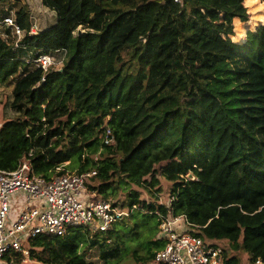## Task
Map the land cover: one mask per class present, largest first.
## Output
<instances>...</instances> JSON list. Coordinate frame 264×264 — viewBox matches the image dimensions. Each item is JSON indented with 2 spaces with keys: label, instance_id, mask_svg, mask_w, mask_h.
Listing matches in <instances>:
<instances>
[{
  "label": "trees",
  "instance_id": "obj_1",
  "mask_svg": "<svg viewBox=\"0 0 264 264\" xmlns=\"http://www.w3.org/2000/svg\"><path fill=\"white\" fill-rule=\"evenodd\" d=\"M179 1L42 0L53 25L17 48L0 37V84L12 87L17 115L0 128V169L28 160L46 179L96 171L89 193H123L137 207L105 233L38 235L30 260L98 264L87 257L97 249L102 264H120L135 244V262L151 264L171 212L222 246L227 264H241L238 251L264 264V0ZM17 14L28 31L29 15ZM9 15L2 8L0 19ZM56 50L67 52L61 71L36 65ZM160 175L172 184L168 207L151 191Z\"/></svg>",
  "mask_w": 264,
  "mask_h": 264
},
{
  "label": "built area",
  "instance_id": "obj_2",
  "mask_svg": "<svg viewBox=\"0 0 264 264\" xmlns=\"http://www.w3.org/2000/svg\"><path fill=\"white\" fill-rule=\"evenodd\" d=\"M17 15L0 19V37L16 48L26 33L42 31L33 16L26 31ZM66 59L65 50H56L40 55L36 65L45 72L61 70ZM104 143H113L111 130H107ZM95 175L96 171L67 173L46 179L33 174L28 160L14 171L0 169V264H7V256L29 258V242L38 235L63 237L74 229L105 233L137 209L115 199L95 198L87 189L88 179ZM190 226L185 216L171 212L163 219L159 239L165 246L157 252L154 264H227L223 247L189 233Z\"/></svg>",
  "mask_w": 264,
  "mask_h": 264
},
{
  "label": "rangeland",
  "instance_id": "obj_3",
  "mask_svg": "<svg viewBox=\"0 0 264 264\" xmlns=\"http://www.w3.org/2000/svg\"><path fill=\"white\" fill-rule=\"evenodd\" d=\"M2 8L6 11H9L11 15L16 16V14L19 11H22L29 15V17H34L33 19L38 22L41 29H45L51 25H53L56 21V15L55 13L49 12V10L43 6L42 0H7L5 3H0V12L2 11ZM249 8V7H248ZM249 13L251 16V24H258L261 20L260 16L261 13L258 11H254V9L249 8ZM246 26L245 24H241L239 21H236V29L237 33L239 35H243L246 32ZM134 41L137 40V38L133 39ZM132 41V40H131ZM12 101V87L7 84H0V128L4 125L5 122H7L10 119L15 118L17 115L16 113L11 109L10 103ZM160 179V186L157 188L161 192L159 193L156 189L152 188V193L156 196V198L159 199V203L165 206H169L170 203V193L172 184L167 182L163 177L158 176ZM133 190H138L142 193V199H146L149 202H156L155 198L151 196L147 190L145 189H139L137 187H132ZM121 198H118L117 201L128 203L127 198L125 194H120ZM153 222V221H149ZM159 238V234H158ZM131 252L128 251L123 252V257H126L125 260H123L120 264H138L135 262V260L132 258V251L139 250L142 254V251L140 248H138L137 245L133 244L131 245ZM238 256L241 259V264H251L249 262L248 256L242 252H237ZM88 259L93 260L97 262L98 264H102L98 258L97 249H93L88 254ZM21 264H39L37 262H34L30 260V258H23ZM151 264H154L151 263Z\"/></svg>",
  "mask_w": 264,
  "mask_h": 264
},
{
  "label": "water",
  "instance_id": "obj_4",
  "mask_svg": "<svg viewBox=\"0 0 264 264\" xmlns=\"http://www.w3.org/2000/svg\"><path fill=\"white\" fill-rule=\"evenodd\" d=\"M61 71V70H60Z\"/></svg>",
  "mask_w": 264,
  "mask_h": 264
}]
</instances>
